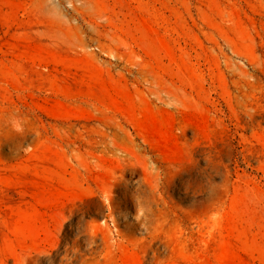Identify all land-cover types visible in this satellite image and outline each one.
Instances as JSON below:
<instances>
[{
    "label": "rangeland",
    "instance_id": "obj_1",
    "mask_svg": "<svg viewBox=\"0 0 264 264\" xmlns=\"http://www.w3.org/2000/svg\"><path fill=\"white\" fill-rule=\"evenodd\" d=\"M12 2L1 8L0 57L38 54L69 61L76 71L84 69L79 60H85L89 71L105 77L109 71L116 79L128 76L132 89L139 83L133 84L131 62L146 60L185 95L187 108L194 113L184 120L170 119L167 161L154 156L140 139L135 142L136 156L122 163L125 181L121 188H129V198L118 199L115 219L132 248L123 264H144L146 260L147 264H191L197 255L196 233L200 228L206 234L210 230L217 233V251L240 254L231 264H264V169L258 163L260 146L254 137L262 129L255 128L247 112L250 101L264 106V0H39V12L25 15L22 22L17 12H24L27 0ZM78 10L88 17L86 21ZM91 19L106 29L104 50L94 42L99 37L88 24ZM68 28H72V46L61 41L53 44L48 36L63 35ZM232 37H240L243 52L257 60L258 68L236 55ZM80 39L90 44L87 50L80 47ZM30 43L38 45L41 53L25 48ZM59 68L64 69V64ZM242 79L250 81L247 87L244 83L240 87ZM65 80L63 75L57 77L59 84ZM22 96L10 82L0 83V103L8 100L6 106L27 110ZM73 108L67 110L72 115L82 111ZM204 108L209 110L207 114L202 113ZM35 114L44 123L52 119L42 111L32 116ZM0 134V264H99L101 256L89 255L83 241L78 261L72 260V250L66 253L65 243L81 236L82 227L89 232L92 224L104 225L108 206L98 196L86 197L78 191L71 200L57 203L54 146L31 130L6 135L2 126ZM146 164V173L158 183L165 202L148 186ZM206 172L216 175L213 190L202 175ZM60 218H65L63 234ZM108 225L114 228L113 218ZM45 250L51 254L38 252ZM119 259L122 262V257Z\"/></svg>",
    "mask_w": 264,
    "mask_h": 264
},
{
    "label": "bare ground",
    "instance_id": "obj_2",
    "mask_svg": "<svg viewBox=\"0 0 264 264\" xmlns=\"http://www.w3.org/2000/svg\"><path fill=\"white\" fill-rule=\"evenodd\" d=\"M85 1L86 0H83V2ZM4 4L11 5L13 2L12 0H0V15L2 12V5ZM39 7V0H27L24 12H17L19 21L22 22L25 15H35V13L39 12ZM75 8L76 6L73 4V9L75 10ZM77 12H79V10ZM79 14L83 16L85 21L87 20L88 17L84 12L80 11ZM88 24L92 28V31L99 37L98 41L94 40L95 43L97 42L98 49L104 50L102 39L105 38V27H103L102 23L92 19L88 21ZM69 30H72V28H68L63 35L60 33L50 35L48 37L51 39L53 44H58L60 43L59 41H61L68 46H72L71 40L73 35ZM2 38L0 37V41ZM230 40L236 55L246 58L249 65L258 68L259 63L257 60L243 52V49L241 48L242 44H240V37H236V39L232 37ZM79 43L80 47L85 50L90 47V44L88 45V43L83 39H80ZM25 48H31L33 51L41 53V48L33 43H30V45ZM79 63L84 68L81 69V71H76L75 68L72 67V63L69 61H60L55 58L50 59L42 57L38 54L30 55L28 57L23 55L15 57H9L7 55L0 57V83L2 82L3 84H8L10 82V84H12V86H14L15 89L23 95L20 97V100L22 99L24 107L29 108L27 110H22L17 106H6L5 104L9 103V101L4 100V102L0 103V127L3 126L6 135L18 134L19 131L23 133L30 130L35 133L38 132L40 140L44 139L46 142L51 143L54 146V153L58 159L56 164L58 168V180L56 194L54 196L57 203L63 204L66 199L71 200L78 191L79 195L81 194L82 196H98L101 203L108 206L110 212L105 216L106 220L104 221V225L92 224L89 232L86 231L85 227H82L80 233L81 236L85 235V237L83 236L85 238L84 240L81 236H77L71 242H63V244H66V253H69V251L72 250V260L78 261L82 256L79 248L81 242L83 241L85 243V249L88 251L89 255L101 256L99 264H118L120 260L119 256L122 257V262L119 264H123V260L132 254V248L130 249V246L127 245V240L122 236L121 231H119L118 222L115 219L116 202L118 199L123 201L128 200L129 198V188L128 190L126 189V191L124 187L121 188V184L125 181L122 163L127 164L131 161L132 157L136 156L135 148L137 145L135 142L140 139H142L144 143L149 146L151 153L154 152V156H160L164 161H167V158L170 155L168 154V143L170 141L168 125L170 124V119L175 121L184 120L186 115H193L194 113L190 112L192 109L187 108L188 100L185 95L182 94L176 87H172L169 83V78L163 72L156 70V68L153 65H150V63L146 60L131 62V66L134 68L132 71V75L134 76L132 79L134 82L133 84H140H136L137 86L133 87V89L129 84L131 79H129L128 76L116 79L115 76L108 70L109 75L105 77L99 72L89 71L88 61L79 60ZM61 64H64V69L59 68ZM126 64L127 63H125V65ZM243 72L245 75H248L247 70L243 69ZM59 75H63L67 78L63 84H59L57 82V77ZM248 82L250 81L242 79L239 85L240 87H243V83L244 86H246ZM68 107H74V110L78 108L82 111L75 113L77 114V116H75L67 111ZM247 108H249V111L246 110L249 113L248 117H250V120L254 124L255 128H260V130L262 129V132L258 131L255 133L254 137L255 140H257V145L260 146V149L257 151L258 163L261 165V168L264 169V106L250 101V105ZM11 109H13V112ZM36 111L37 113L39 111H42L43 113L45 112L47 115L52 116V119L50 122L44 123L39 120L38 115L36 114L33 115V118L32 113H36ZM203 112L207 114L209 110L204 108L202 110V113ZM7 116L11 117V121L7 118ZM191 118L192 117H190L189 120H191ZM36 122H40L38 128H36ZM203 122L205 121L203 120ZM181 124L184 126V122ZM198 125L201 127L202 124L198 123ZM182 130L184 129L182 128ZM172 135L175 136L174 133ZM9 137L10 136H8V138ZM126 140L131 142L130 145ZM185 142H183V144ZM173 144L174 143L172 142V145ZM15 145L17 146V143ZM174 145L176 146V144ZM170 148L172 147L170 146ZM44 149H46V147H44ZM145 150L147 151L146 148ZM174 153L176 155V152ZM35 154L36 151L32 152V157ZM45 162L50 163L52 161L50 160ZM53 163L55 164V162ZM147 164L145 166L146 182L155 193H159L160 188L158 183L154 184V182L149 178V173H146L149 167H147ZM131 171H128V173ZM213 173L206 172L202 174L208 180L207 185H209L212 190L214 189V177L216 176ZM194 178L195 176L193 179ZM131 185L133 188V184ZM145 187H147V185H145ZM160 193L159 200L165 202V194ZM147 197L148 195H146V198ZM140 198H142V195ZM110 218H113L114 228L108 225ZM82 219L85 218L83 217ZM64 220L65 218H60L59 220V231H61L62 234ZM171 227H173V225ZM196 234L198 247L196 250L197 255L192 261L193 264H231V262L234 263V261H231L232 259L239 257V253L238 255L232 254L226 249L219 251L216 250L214 245L216 238L215 235L217 233H215L214 230H210L208 234H206L204 233V229L200 228ZM180 235L181 234H179V236ZM100 236L102 237V240H99ZM178 240L179 238L176 237V241ZM102 242H104V245L101 244ZM102 247H105V249L100 251ZM56 248L57 245L53 248L55 253L58 250ZM151 250L152 249H150V251ZM38 252L51 254V250ZM72 252L70 254H72ZM193 255H195V253ZM178 257L179 256H177V258ZM149 259L151 260V258ZM146 261L145 263L147 264Z\"/></svg>",
    "mask_w": 264,
    "mask_h": 264
}]
</instances>
